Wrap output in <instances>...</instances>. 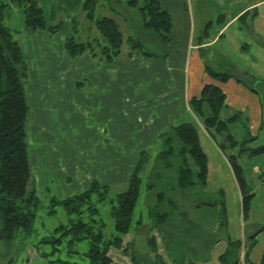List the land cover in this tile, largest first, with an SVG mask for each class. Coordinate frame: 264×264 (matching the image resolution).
I'll use <instances>...</instances> for the list:
<instances>
[{
	"label": "crops",
	"instance_id": "1",
	"mask_svg": "<svg viewBox=\"0 0 264 264\" xmlns=\"http://www.w3.org/2000/svg\"><path fill=\"white\" fill-rule=\"evenodd\" d=\"M199 1L191 0L190 2L187 0L183 3L185 4L184 7H189L190 11H183L179 14L178 26L180 28L181 24L186 38L182 43L183 52L176 56L173 63L170 59L155 61L145 56L127 60V58H121V55L116 60L108 62L94 58L90 54L80 56L76 58V61H73L68 54L60 51V55L69 62L67 69L69 91L65 100H59V94L49 90L50 87H47L46 90L41 85L46 78H54V73L56 75L59 73L55 64L56 60L51 61L50 54L47 55L48 61L45 64H41L40 59L31 67L28 64V78L32 81L27 99L29 106L33 109L32 136L35 142V147L31 149L30 158L35 168L32 185L36 194V189H47V186H41L44 183H49V178L54 179L59 175L61 191H59V196H51L49 201L52 199L62 200L80 194L87 190L93 181L103 186L117 185L126 179L127 175L123 172L129 169L132 172L140 159L136 160L135 154L131 158L122 157L117 149L121 147L127 149L151 147L159 136L170 127L183 123L192 124L194 121L195 123L198 121L207 133L208 130L201 124L202 119L197 118L188 107L193 98L198 99L200 97L201 91L206 85H215L224 93L225 108L221 115L225 112L226 120L239 115L234 117L235 120L228 126V131L234 140L248 141L246 146L238 145L233 149L223 142L224 147L228 146L227 148L232 152L230 156H235L241 167L244 163L248 164L250 159L264 156L262 154L252 157L248 152H240L241 148L245 149L246 147L250 150L261 146L257 145L259 136L264 133L259 97L252 93L242 81L237 82L234 78L225 83H219L210 78L206 71V68L209 67L212 71L229 73L237 78L230 69L234 68L233 63L238 65V62L232 54L233 52H230V38L227 41L224 40L225 34L235 26L234 34L244 33L249 36L250 52L258 46L257 41L264 40V0H253L245 4H242V0H230L228 4L225 0H215V4H213L215 5L214 15L206 19V23L202 24L201 32L198 34L196 33L194 4ZM232 8L234 11L237 9L235 12H231ZM14 9L15 7L11 9L9 19ZM214 21H221V24L212 29ZM22 29H19L21 35L25 34ZM171 29H173V25ZM48 34L45 31H37L34 34H25L24 36L26 39L39 36L46 39L45 36L52 38L57 36V33ZM224 41L225 43L221 48L222 54L219 55L225 64L220 63L221 67L218 68L216 66L218 61L213 57L205 60L202 52L206 48L214 47ZM248 45L245 44V47L248 48ZM20 46L22 47V44ZM258 48L259 51H264L261 45ZM238 49L240 52V49H244V47ZM45 52L48 53L47 50ZM244 53L247 55L246 51ZM24 57L29 63L30 60L25 54ZM52 57L56 58V55H52ZM41 58L44 59L45 56L43 55ZM138 67L146 76L148 73L151 74H149L150 79L143 82V86L134 88L132 85L135 86L139 82L132 75L138 70ZM222 67L229 70L221 69ZM50 68L51 70H49ZM147 91L159 93L156 94L159 95L158 99L161 102L158 106L151 108L148 104L141 105L138 103V101L146 98L145 93ZM169 93H171V97ZM61 104L65 105L63 112L70 115L72 121H70V137L65 136L63 141H60L62 137L59 134L53 138V135L47 134L49 131L60 132V129L55 125L57 122L55 116L58 115L57 111ZM73 122L78 123L79 127L73 125ZM93 134L96 136V143L93 142ZM207 135L210 134L207 133ZM224 139L225 136H223ZM262 141L264 144V140ZM78 147H86L85 150L90 147L97 148L93 151V154L97 155L96 160L92 162H94L95 168L100 169L98 173L89 167L90 160H84L87 155L82 154L84 151H79ZM141 156L145 157L143 154ZM221 160L227 167L229 164L231 169L229 160L227 163L224 158ZM262 161L264 166V160ZM209 166L207 158L206 180ZM252 170L255 178L262 183L264 188V172L258 166H254ZM250 194H252L251 188ZM241 197L240 194V202ZM208 207L215 208V206L210 205ZM243 216L246 215L243 214ZM135 225L138 226V223ZM228 228L229 226L226 225L227 239H224L225 244L222 245L221 252L215 254V249L222 244L223 240H214L213 243L207 245L204 242L208 254L202 258H193L187 254L188 260L183 264H225L224 261L220 260V256L227 251L229 243H241L237 258L238 264H264V227L251 236L244 235L241 240H232L227 234ZM216 229L218 228L216 227ZM172 231V229L165 231L153 227L150 236L146 238L151 260L154 259L155 254L151 252L148 240L154 237L157 245L156 254L163 259L164 264H174L167 251V238ZM123 247H130V251L134 252L130 234L123 237ZM112 249L108 253L112 261L111 264H133L130 256L124 254L121 249H114L116 255L115 258H112ZM190 251L192 252V250ZM246 261L248 262L246 263Z\"/></svg>",
	"mask_w": 264,
	"mask_h": 264
},
{
	"label": "rangeland",
	"instance_id": "2",
	"mask_svg": "<svg viewBox=\"0 0 264 264\" xmlns=\"http://www.w3.org/2000/svg\"><path fill=\"white\" fill-rule=\"evenodd\" d=\"M0 1L8 2V0ZM127 1L129 0H122L123 3L121 6L115 5V3L112 4L119 14L118 16L112 17L119 24L120 31L124 37L121 58L124 57L125 59L127 58V60H133L135 57L142 58L145 56L155 61H159L161 59H170L173 63L176 56L183 52L182 43L185 40L186 35L185 31H183L181 28V24L179 28L178 23L180 20L179 14L183 11H190L189 7H184L185 4H183L187 0H160V6L162 10H168L172 18L171 23L173 25V29H171L170 33L167 35V40L160 38L155 31L145 28L143 26V19L140 16L139 11L134 6L128 7L126 5ZM189 1L191 2V0ZM214 1L215 0H200L197 2V4H194L196 33L199 34L202 29V24L206 23L207 18L214 15ZM225 1L228 4L230 0ZM251 1L253 0H242V4ZM38 3L43 9L49 24H61V27L57 32V36L55 38L45 36L46 39L40 38V36L26 39V36H24L25 34L21 35L15 33V39L20 45L22 44V51L30 60H27L30 67L36 61H38V59H40L39 62L41 64H45L46 61H48V54L51 55H49L51 61L56 60L55 64L57 65L56 68L59 73L57 75L54 73V78L49 77L45 80L42 79L44 82L41 80V85L42 87L44 86L46 90L47 87H50L49 90L59 94V100H65V96L69 91V81L67 80V69L69 67V62L64 56L62 57L60 55V51L64 52V54H68L64 46L66 37L72 35L75 41L85 42L94 39L98 35L94 30L93 24L85 19L84 13L80 8L74 9L73 11L63 12L57 10L56 5L58 0H38ZM100 8L101 6L97 9V17L103 16L102 13L110 15L108 8L104 7L102 11ZM232 9L231 12L236 11V9L235 11ZM72 20L74 21L72 22ZM5 23L14 32H16V30L18 31L20 28H23L22 11L18 8H15L12 11L10 19L8 18ZM220 24L221 21H214L212 29ZM234 31H236L235 26L232 27V29H230L224 37L225 41L230 38V52H233L232 54H234L238 62V65L233 63L234 68L230 69V71L233 72L237 78L246 85H252L254 79L264 82V51H259L258 48L259 45L264 48V40H258V46L254 47L250 52L251 46L248 45L250 42L249 36L244 33L239 34L237 32V34H234ZM229 32L231 33L229 34ZM64 34L66 35L64 38H62ZM62 39L64 40L62 41ZM131 39H136L141 43L140 47L136 49V51H130V47L127 42ZM225 41L218 43L214 47L206 48L202 52V56L205 60H209L212 57L216 59L218 61L216 64L218 68L221 67L219 65L220 63L225 64V62L220 59L221 55H219L222 54L221 48L223 47V43H225ZM245 44H247L249 47L246 48ZM239 47H244V49H240L239 52ZM46 50L48 53L45 52ZM245 51L247 55L244 53ZM144 53L151 55L147 56ZM87 54L90 53H84L83 55ZM43 55L45 56L44 59L41 58ZM52 55H56V58L52 57ZM69 57L73 61H76V58H73L70 55ZM137 69L138 70L135 71L132 76L135 77L139 83L135 86L132 85L134 88L137 86L141 87V85L143 86V82L149 80V74H151L148 73L146 76L139 67ZM221 69L229 70L226 67H222ZM49 70H51V68ZM46 75H48V73H46ZM31 81L32 80L30 78H28L26 81L27 96H29V87L31 85ZM156 94L159 93L147 91L145 93L146 98L142 101H138V103H141V105L148 104L151 108L152 106L156 107L159 105V103H161L158 99L159 95ZM169 96L171 97V93H169ZM64 107L65 105L61 104L59 106L60 109L57 111L58 115L55 116L57 118L55 125L58 129H60V132H47L48 135H53L52 138L56 134L61 135L62 139L60 141H63L65 136L70 137L69 129L71 127L70 123L72 122L70 120V115L63 112L65 111ZM188 107L190 111L195 116H197L194 113L190 102ZM224 114L221 115L222 120H226L227 118ZM197 118L199 117L197 116ZM192 124L198 131L200 145L206 153L210 164L208 178L204 188L200 189V187H197L192 192L183 194L184 196L182 195V198H177L178 210L175 212L174 218H171L170 222L167 224L168 227L163 229L165 231H170L171 229L173 230L171 235H169L167 238V246L169 249L167 251L170 256L169 258H176L182 261V263H185V261L188 260L186 257L187 254V256L193 258H202L208 254V250L203 244L204 242L207 245L209 243H213L214 240H223L222 244L215 249V254L221 252L222 245L225 244L224 239H227L225 232L226 228L224 229L220 222L221 202L224 203L223 206L226 208V220L227 226H229L227 234L232 240H241L244 235L251 236L254 234V232H258L264 227V188L262 183L255 178L256 176L253 174L252 170L254 166H258L260 167V170L264 172L262 161L264 160V156H260L257 159H250L251 161H249L248 164L244 163L242 165V168L244 169V176L246 175L248 177H245V179L247 178V183L251 188V193L254 195L250 201L249 208L246 211V216L244 217L240 202L241 192L236 182L235 175L232 171V168L230 169L229 164L227 167L221 160L224 158L227 163L228 158L231 157L230 155H232V152L227 148L228 146H221L224 145V135H219L213 130H208L207 133L211 135H209V137L202 129L198 121H196V123L194 121ZM201 124L204 126L203 121ZM73 125H77L79 127L78 123L73 122ZM32 128L33 109L30 107V114L26 124V132L29 163L32 173V180H34L35 168L30 158L31 149L35 147V142L32 136ZM93 136V142L96 143L97 141L95 140V134H93L92 137ZM263 136L264 133L263 135L259 136L257 145L263 144ZM85 148L86 147H78V150L81 152L84 151L82 154L87 155L84 160H90L88 163L89 167L98 173L100 169L95 168L94 162H92L96 160L97 155L95 156L93 151L97 150V148L90 147L86 149L87 151ZM162 149V142L159 138L151 147H135L130 149L121 147L120 149H117L121 153L122 157L126 156L131 158L135 154V158L137 160L140 158V155L143 154L147 161L145 167L139 173V177L142 180V186L140 188V195L132 217L130 233H128V235L130 234V237L133 240L134 253L140 258L137 264H148L149 260H151V255L148 254L150 249L147 245L146 238L150 236L149 234L152 232L154 226L152 220L149 218L148 212L154 204L155 194L157 191H147L146 184L152 172L155 158L157 154L162 151ZM53 151H55V149H53ZM128 171L123 172L127 176L122 183H118L117 185L113 186L106 185L109 187L108 198L106 201L98 202V195L94 194V196H92L90 203L98 210V215L94 217H90L87 212H83L80 217L77 215H68L60 206H56L54 208V212L50 214L49 212L51 211V208L49 198L51 196H59L58 194L61 190L60 175L54 179L49 178V183H44V185L41 186H47V189H36V195L41 202V206L36 212V218L32 225L31 232L26 234L23 231H18L15 238L10 242H4L0 240V264H88V260L85 257V253L90 248L88 240H82L69 244L70 238L64 237L61 239L60 244H52L49 241H51V238H59L60 235L55 234L54 232L56 228L60 226L68 227L71 220L77 221L78 218L88 225H92L94 232L101 231L104 241L110 240L113 236H115L116 232L114 229V221L110 214L112 206L110 201L115 197L116 194L123 192L126 189L127 181L129 179L128 177H130L133 170L132 172ZM29 188H33L32 184L29 186ZM208 205L215 206V208H209ZM92 219H95L98 221V223L95 224ZM135 223H138V226H136ZM216 227L218 229H216ZM184 248L185 250H183ZM190 250H192V252ZM115 253L116 252L114 249H112V258H115Z\"/></svg>",
	"mask_w": 264,
	"mask_h": 264
},
{
	"label": "trees",
	"instance_id": "3",
	"mask_svg": "<svg viewBox=\"0 0 264 264\" xmlns=\"http://www.w3.org/2000/svg\"><path fill=\"white\" fill-rule=\"evenodd\" d=\"M121 6L122 0H58V11H73L80 8L85 19L92 23L98 36L85 42H77L74 37L67 36L65 50L73 57L78 58L84 53H90L94 58L108 62L116 60L121 55L124 37L119 24L112 16H118V12L112 4ZM128 7H135L143 19V26L155 31L160 38H168L172 23L170 13L162 10L160 0H129ZM101 6L108 8L109 14L97 17V9ZM12 7L18 8L23 14V29L25 34H34L37 31H45L56 34L61 24L48 23L43 9L38 0H8L0 1V240L12 241L18 231L29 234L36 218V212L41 202L36 195L32 184V173L29 163L26 124L30 114V106L26 93V81L28 79V63L25 60L22 48L15 39V33L5 21L9 18ZM99 9V11H100ZM62 13V12H59ZM74 20H72L73 22ZM130 51L138 49L140 41L131 39L128 42ZM132 47V48H131ZM145 55H151L144 53ZM207 74L219 83H225L230 79L240 80L229 73L212 71L206 68ZM252 85H246L248 89L257 95ZM194 113L202 119L207 130H213L219 135H224V143L231 148L246 146L247 140L235 141L228 131L229 124L234 117L227 120L220 118L225 108V95L215 85H206L198 99L190 101ZM264 127V124H263ZM163 149L155 158L152 172L146 184L147 191H157L155 201L148 212L149 218L156 229H165L171 218H174L177 208V198L183 194L192 192L195 188L205 187L208 172L207 157L201 148L198 132L192 124H179L172 126L159 136ZM224 147V145H221ZM240 152H248L250 156L264 154V144L248 150L245 147ZM236 182L242 195L243 214L249 208L253 195L244 177L242 167L237 163L235 156L228 158ZM146 159L141 156L130 175L126 189L111 199V217L114 221L116 235L110 240L104 241L101 231L94 232L93 226L83 222L71 220L68 227L60 226L54 230L59 238H51L52 244H60L61 239L69 237V244L88 240L89 250L85 253L88 264H111L108 255L109 250L121 249L124 254L130 256L133 264L139 262V256L130 251V247H123V237L130 232L132 217L138 198L142 180L139 173L146 165ZM33 187V185H32ZM108 186L100 185L93 181L84 192L62 199L50 201V214L56 206H60L68 215L80 217L87 212L90 217L98 215V210L90 202L94 194L98 195V202H104L108 198ZM184 196V195H183ZM221 202V224L225 229L227 225L226 211ZM215 205V204H213ZM97 224L98 221L92 219ZM139 223V222H138ZM151 252L155 254L148 264H164L163 259L157 255V245L154 237L148 240ZM241 243H229L227 251L220 256L225 264H238V253ZM168 247V246H167ZM169 250V249H168ZM171 253V252H170ZM181 253V252H180ZM174 264H183L178 259H173ZM248 261H246L247 263ZM249 264V263H247Z\"/></svg>",
	"mask_w": 264,
	"mask_h": 264
},
{
	"label": "water",
	"instance_id": "4",
	"mask_svg": "<svg viewBox=\"0 0 264 264\" xmlns=\"http://www.w3.org/2000/svg\"><path fill=\"white\" fill-rule=\"evenodd\" d=\"M253 89L257 93V96L259 97L260 100L262 122L264 124V82L259 80L256 81L253 85Z\"/></svg>",
	"mask_w": 264,
	"mask_h": 264
}]
</instances>
